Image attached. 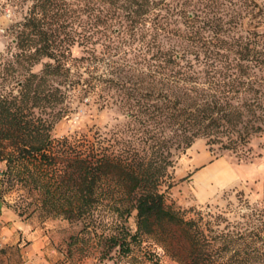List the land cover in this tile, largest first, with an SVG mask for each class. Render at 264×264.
I'll use <instances>...</instances> for the list:
<instances>
[{"label":"trees","instance_id":"trees-1","mask_svg":"<svg viewBox=\"0 0 264 264\" xmlns=\"http://www.w3.org/2000/svg\"><path fill=\"white\" fill-rule=\"evenodd\" d=\"M28 3L9 27L14 50L0 52V191L6 180L46 214L84 222L109 248L105 255L129 254L150 235L185 264L264 261V196L261 209L246 214L257 217L253 229L221 237L207 234L203 216L186 218L167 200L178 155L197 138L245 155L251 138L264 134V4ZM99 66L100 82L86 78L83 95L115 109L116 122L54 137L75 74Z\"/></svg>","mask_w":264,"mask_h":264},{"label":"rangeland","instance_id":"rangeland-1","mask_svg":"<svg viewBox=\"0 0 264 264\" xmlns=\"http://www.w3.org/2000/svg\"><path fill=\"white\" fill-rule=\"evenodd\" d=\"M19 1L15 4L12 0H0V52L5 54L14 50L9 27L21 21L28 10V0ZM258 1L264 4V0ZM73 53L80 56L82 50L74 47ZM42 67L41 62L34 70L39 71ZM102 71L99 66V69L82 68L81 73L75 74L74 80L78 82L76 88L69 91V109L54 125V137L71 136L116 122L119 113L115 109L101 108L94 94L83 95L84 80L90 78L98 83ZM248 148L249 153L244 155L238 151L219 150L217 145H209L206 138H197L190 148L178 155L174 184L167 189L168 202L185 210L186 218L203 216L199 222L213 237L253 229L257 217L252 221L246 214L260 210L258 203L264 196V134L252 137ZM213 165V170L201 175ZM5 169V162L0 161V181L4 179ZM1 191V197L12 210L28 222L30 228L46 237L49 250H55L49 255L51 264H185L171 255L162 238L150 235H142L140 241L133 243L129 254L115 248L105 255L109 248L92 229H83L84 222L46 214L28 198L23 188L11 186L6 180ZM128 225L136 230L135 213ZM30 242L26 237L17 243H4L0 238V264H22V250ZM252 264H264V261L257 260Z\"/></svg>","mask_w":264,"mask_h":264},{"label":"crops","instance_id":"crops-1","mask_svg":"<svg viewBox=\"0 0 264 264\" xmlns=\"http://www.w3.org/2000/svg\"><path fill=\"white\" fill-rule=\"evenodd\" d=\"M214 166H208L201 175L213 170ZM25 237L31 242L23 250V264H51L49 255L55 253V250L48 249L46 237L38 234V230L30 228L28 222L12 210L5 198L1 197L0 191V238L4 243H17Z\"/></svg>","mask_w":264,"mask_h":264},{"label":"built area","instance_id":"built-area-1","mask_svg":"<svg viewBox=\"0 0 264 264\" xmlns=\"http://www.w3.org/2000/svg\"><path fill=\"white\" fill-rule=\"evenodd\" d=\"M1 173V172H0Z\"/></svg>","mask_w":264,"mask_h":264}]
</instances>
